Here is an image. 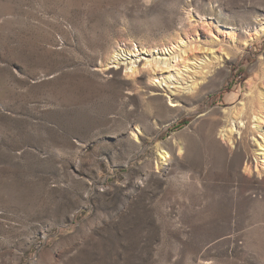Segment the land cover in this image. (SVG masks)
Wrapping results in <instances>:
<instances>
[{
    "label": "rangeland",
    "instance_id": "374dc122",
    "mask_svg": "<svg viewBox=\"0 0 264 264\" xmlns=\"http://www.w3.org/2000/svg\"><path fill=\"white\" fill-rule=\"evenodd\" d=\"M261 143L264 0H0V264H264Z\"/></svg>",
    "mask_w": 264,
    "mask_h": 264
},
{
    "label": "bare ground",
    "instance_id": "6f19581e",
    "mask_svg": "<svg viewBox=\"0 0 264 264\" xmlns=\"http://www.w3.org/2000/svg\"><path fill=\"white\" fill-rule=\"evenodd\" d=\"M176 47H178V46L173 45L171 47H167V48H163V49L161 47L158 50L156 49L155 51L157 52V55L155 56V58L148 59V61L145 62V65L144 66L151 67V70L152 71H155V72L157 71V68H158V70L159 69L166 70V68H170V65H172L171 62H170V60L172 59V56L171 57H170V55H169V57H166V56L168 54H171L172 55V53H174L173 54L174 55L173 58H176L178 56V54H179L178 50H176L177 49ZM181 51H183V50H181ZM142 53H146V52H141V50L138 49L137 47H135L133 50H130V51H126V49H123L122 46L117 47V48H114L113 51H112V53H111L110 60H111V62L113 64L115 63L116 66H111L112 68H110L111 69L110 72H115L116 73V69L117 68H122L123 66H125V68L128 69L129 68V65H132L133 63L134 64L135 63L138 64V62H142L143 59H144L141 56ZM185 66L188 67L189 65L186 64ZM115 67H117V68H115ZM132 69H133L132 73H137L136 72L137 71L136 68H132ZM140 72H142V70H140ZM144 72H146V71H144ZM154 77L157 78L158 76L155 75ZM170 78H171V75L165 76V79H163V81H167ZM136 82L138 83L139 81H136ZM167 82H169V81H167ZM168 84L170 86V83H168ZM139 85H140V83H139ZM199 85L200 84L197 82V80H195V82H194V89H197L198 87H200ZM146 88L149 89L150 91H153L154 92L153 94L156 95V96H153V97H149L148 98L149 101H151V103H152V101H157L158 102L159 99L161 98L160 97V95H161V92L160 91L161 90H160L159 86L158 85H155V84H153V85H146ZM183 88H185V87L183 86ZM186 88H189V87H186ZM183 93H182L181 89H179V90H177V89L173 90L171 92V94H170V96H171L170 97V100H171L170 101L171 102L170 103V106H173L175 108L177 107V110H180L181 109V106H184L185 104H188V102H189L188 101V96L185 95V94H183ZM240 128H241V126H240ZM260 145H261V149L264 150V144L261 143ZM257 169H258V167H257Z\"/></svg>",
    "mask_w": 264,
    "mask_h": 264
}]
</instances>
